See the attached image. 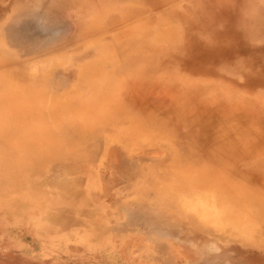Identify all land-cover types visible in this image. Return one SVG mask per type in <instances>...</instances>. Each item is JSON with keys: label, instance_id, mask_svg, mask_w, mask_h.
<instances>
[{"label": "rangeland", "instance_id": "1", "mask_svg": "<svg viewBox=\"0 0 264 264\" xmlns=\"http://www.w3.org/2000/svg\"><path fill=\"white\" fill-rule=\"evenodd\" d=\"M16 5V41L0 37V264H264V0ZM91 134L128 136L175 217L121 226L114 207L107 229L75 187L94 161L57 158Z\"/></svg>", "mask_w": 264, "mask_h": 264}, {"label": "crops", "instance_id": "2", "mask_svg": "<svg viewBox=\"0 0 264 264\" xmlns=\"http://www.w3.org/2000/svg\"><path fill=\"white\" fill-rule=\"evenodd\" d=\"M16 4L17 0L10 2L9 16H4V20H2V15L0 14V37L3 33L1 29H4L5 34L8 33L7 35L11 41L13 39L16 41L17 38L19 17ZM6 29L8 30L7 33ZM32 94L47 95L48 93L42 91V93L37 92ZM32 105L34 107L31 108V111H35L38 104ZM67 143L73 144L72 152L70 151L73 155L60 156L57 158L94 161L91 164V172L81 175L78 178L79 180L77 179L79 183L77 187H92L89 189L90 196L93 198L92 201H95L98 205V213L102 216L103 214L105 215L102 221L108 224L107 229L111 231L114 229L111 227L112 225L110 224L112 222L109 223L110 220L108 218V216L113 213L114 207H117L119 211L121 208L122 213H124L126 217V220L124 219L121 221V226L126 224H155L158 223L159 220L162 221L160 218L164 215L175 217L177 214V206L173 204L170 198L168 203H164L163 198L165 197L163 189L162 187H157L151 177L146 176L147 183L144 182L142 184L140 182L142 179L135 173L137 172L135 167L138 166V163L135 162V159L132 160L133 158H131L132 155L129 152L130 150L124 147L125 144L128 145L130 143L128 136L118 135L115 137L110 134L79 135L73 136ZM130 170L134 171V174H130ZM125 181L131 182L125 183ZM85 189L83 191L84 193H86ZM172 190L171 188V191ZM126 194L127 197H125ZM81 200L83 201V197H81ZM82 201L79 203L81 208H79V210L81 211L87 206L86 202L82 203ZM132 212L139 215L143 214L144 220L131 219L129 213ZM77 214L78 211L76 210V215ZM98 223L101 224L99 221ZM144 228L147 229L145 226ZM154 231L161 232L159 230Z\"/></svg>", "mask_w": 264, "mask_h": 264}, {"label": "bare ground", "instance_id": "3", "mask_svg": "<svg viewBox=\"0 0 264 264\" xmlns=\"http://www.w3.org/2000/svg\"><path fill=\"white\" fill-rule=\"evenodd\" d=\"M34 19H35V18H34ZM36 20H37V19H35V21H36ZM36 22H38V24L40 25V27L44 26L40 21L37 20ZM36 22H35V23H36ZM36 26H37V25H36ZM37 27H38V26H37ZM39 29H40V28H39ZM62 164L65 165L64 163H62ZM62 164H61V165H62ZM58 165H59V164H58ZM55 166L57 167V165H55ZM59 166H60V165H59ZM59 168H60V171H61V170H62V169H61V166H60ZM62 168H63V167H62ZM65 168H67V167H65ZM54 169H56V168H54ZM63 169H64V168H63ZM124 169H125V168H124ZM126 169H127V168H126ZM65 170H66V169H65ZM62 171H63V170H62ZM62 171H61V172H62ZM67 171L69 172L70 170L67 169ZM63 172H64V171H63ZM63 172H62V173H63ZM126 172H127V171H126ZM49 173H50V172H49ZM51 173H52V172H51ZM66 174H67V173H66ZM38 175H39V174H38ZM45 175H46V174H45ZM51 175H53V174H51ZM63 175H65V174H63ZM17 176H18V175H17ZM49 176H50V175H49ZM49 176L46 178L47 180L45 179L46 181H48V182L46 183L47 186H48V183L51 184L52 182H50V181H53L54 178H55V176H54V178L52 177V178H53V180H52V178L49 177ZM14 177H15V176H14ZM50 178H51V179H50ZM63 178H64V177H63ZM63 178H59V181H60V179H63ZM4 179H5V178H4ZM13 179H16V178H13ZM45 180L43 181L44 183H45ZM49 180H50V181H49ZM56 180H57V179H55L54 181H56ZM63 180H64V179H63ZM63 180L60 181L59 183H60V184H65L66 181H65V180L63 181ZM30 181H31V179H30ZM30 181H28V182H30ZM39 181H40V180H39ZM0 182H1V181H0ZM12 182H13V181H12ZM23 182H24V180H22V183H23ZM28 182H27V184H28ZM35 182H36V181H35ZM63 182H64V183H63ZM10 183H11V182H10ZM31 183H32V182H31ZM33 183H34V182H33ZM33 183H32V184H33ZM68 183H70V182L68 181ZM36 184H37V183H36ZM53 184H54V185H53L54 187H60V186H62V185H59V184H58V181H56V183L53 182ZM5 185H6V184H5ZM42 185H43V184H42ZM73 185H74V184H73ZM76 185H77V184H76ZM76 185H75V187H77ZM2 186H3V185H2ZM25 186H26V182H25ZM43 186L46 187L45 185H43ZM5 187H6V186H5ZM27 187H29V186H27ZM41 187H42V186H41ZM49 187H50V185H49ZM68 187H69V186H68ZM145 214H146V213H145ZM135 215H136V214H135ZM140 216H144V215L142 214V215H140ZM53 219H54V218H53ZM55 220H56V218H55ZM55 220H53V221H55ZM159 222H161V221L159 220ZM171 226L174 227L172 224H171ZM175 228H176V227H175Z\"/></svg>", "mask_w": 264, "mask_h": 264}]
</instances>
